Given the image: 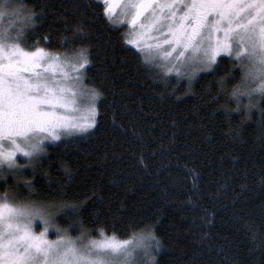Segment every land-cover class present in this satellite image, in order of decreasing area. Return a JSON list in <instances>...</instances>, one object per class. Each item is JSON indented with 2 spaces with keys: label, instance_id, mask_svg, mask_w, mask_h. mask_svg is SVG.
Instances as JSON below:
<instances>
[{
  "label": "trees",
  "instance_id": "trees-1",
  "mask_svg": "<svg viewBox=\"0 0 264 264\" xmlns=\"http://www.w3.org/2000/svg\"><path fill=\"white\" fill-rule=\"evenodd\" d=\"M20 4L32 14L22 45L87 49L98 116L90 132L46 147L26 169L19 160L0 194L49 206L70 237L151 231L162 243L156 264H264V135L256 115L234 110L240 60L219 57L189 88L187 76L145 62L100 0ZM79 202L78 216L56 211Z\"/></svg>",
  "mask_w": 264,
  "mask_h": 264
},
{
  "label": "snow or ice",
  "instance_id": "snow-or-ice-1",
  "mask_svg": "<svg viewBox=\"0 0 264 264\" xmlns=\"http://www.w3.org/2000/svg\"><path fill=\"white\" fill-rule=\"evenodd\" d=\"M104 14L113 24L127 21L126 43L144 53L151 63L157 54L165 60L178 53L166 72L187 74L189 88L195 75L213 68L220 53L235 55L244 69L241 83L259 81L264 91V0H103ZM15 16L32 23V14L23 15L13 0H0V19ZM158 33L153 37L152 33ZM9 28L0 27V167L19 169L17 153L33 164L45 152L44 141L59 140L61 135L85 132L95 126L96 100L100 93L83 84V69L90 63L87 49L61 57L43 48L27 51L16 41ZM155 40L154 43L149 41ZM167 45L168 50H163ZM202 52L183 60L185 52ZM183 69V71H181ZM224 87L221 78V88ZM240 92L234 87L233 95ZM77 94L86 102L83 122L61 110L73 108ZM7 144V147L5 146ZM15 174V173H14ZM3 173H0L2 178ZM82 202L61 203L56 211L70 209L78 216ZM55 212L34 204H13L8 193L0 194V264H128L137 249L152 247L151 231L133 233L128 240L115 236L91 241L77 248L66 230L48 240L55 227ZM36 221L43 230L33 231ZM38 226V225H37ZM155 246L159 247L156 241Z\"/></svg>",
  "mask_w": 264,
  "mask_h": 264
},
{
  "label": "rangeland",
  "instance_id": "rangeland-1",
  "mask_svg": "<svg viewBox=\"0 0 264 264\" xmlns=\"http://www.w3.org/2000/svg\"><path fill=\"white\" fill-rule=\"evenodd\" d=\"M103 2V0H100ZM13 3L16 4V5H19L20 6V10H21V13L24 15L25 14V11L23 10L21 4H20V0H13ZM104 3V2H103ZM25 25V22L22 21V20H19L17 19L15 16H5L3 17L2 19H0V27H7L9 28V30L11 31V33L13 35H16L18 32H21L23 30V26ZM119 26H123L125 29H126V34L129 32V25L127 23V21L123 22V23H120V24H117ZM16 33V34H15ZM152 36L153 37H157L158 36V33H155L153 32L152 33ZM17 43H19L21 45L22 48H25V50L27 51H34L35 48H27L25 47L24 45H22L20 43L19 40L16 41ZM150 43H154L155 40H152V41H149ZM128 44V43H127ZM129 46L135 48L136 50L140 51L139 49H137L136 47L128 44ZM163 50H168V46L165 45L163 46ZM47 51V50H46ZM141 52V51H140ZM51 53V52H50ZM143 55L144 53L141 52ZM57 54V53H55ZM178 53H173V57H175ZM57 55H60V54H57ZM64 55L66 54H63V55H60L61 57H63ZM203 55L202 52H199V53H194L192 52L191 50H188L187 52H185V57H183L182 59L183 60H187L188 57L190 56H194V57H199ZM70 56V55H69ZM221 56H230V57H233L235 59H237L235 57V55H229L227 53H220L218 56H217V60L219 57ZM173 57H170L169 60L172 61V63H175L178 67L180 66V62L179 61H176L173 59ZM169 60H165L163 58V56L157 54L155 59L151 62L153 64H156L160 69H162L160 67V65H168V66H171V64H169ZM217 62V61H216ZM215 65V64H214ZM213 65V66H214ZM87 67V66H86ZM85 67V68H86ZM165 73L167 74H170V75H178L176 73V71H173V72H166L164 69H162ZM210 70V69H209ZM209 70H203V71H200L198 72L195 76L199 75V74H202L204 72H207ZM83 71V84L86 88H89V89H92L90 88L86 82H85V69L82 70ZM181 71H183V69H181ZM184 76H187V74H185ZM77 103L73 106V108L75 109H79V111H73L72 109H69V110H61L64 112L65 115L69 116V117H76L78 119H80L81 122H83V117L81 116V112L84 110V108L86 107V102L79 96V94H77ZM98 99V98H97ZM96 109H97V100H96ZM97 116H98V110H97V115L95 117V120L97 121ZM96 124V123H95ZM93 129L90 128L88 129L87 131L85 132H72L70 135H61L60 139L59 140H56V141H53V140H46L44 141V147H49L50 145H54V144H57V143H60L61 141H65L71 137H73L74 135H85L87 134L88 132H90L91 130ZM5 146L7 147V144H5ZM45 154L42 153V154H39L38 156V159L43 157ZM28 159L27 157H24L21 153H17V158H16V162L18 164V161L21 160L24 162V164L22 165L24 167V169H26L30 164L28 163ZM37 160H35L34 162H36ZM20 165V164H19ZM33 165V164H32ZM21 166V165H20ZM22 167V168H23ZM20 169V168H19ZM19 169L17 170L16 168H8L7 164H4L2 167H0V173H3V176L2 177H7V176H10L11 174H14L16 172L19 171ZM6 170V171H5ZM10 202V201H9ZM11 203V202H10ZM53 223L55 224V227H50L48 229V233H47V239L48 240H56L58 238V233L56 231L57 228L61 229L58 224H56V222L53 220ZM38 225V226H37ZM43 230V224L41 221H36L34 226H33V231L36 232V233H39L40 231ZM64 234V230L61 229V232L59 233V235H63ZM68 237H70L68 234H67ZM106 237H113V236H107L105 234H102V233H99L97 234L96 236L94 237H88V238H84L83 236H76V237H70L72 238L74 241H75V245L77 248H83L85 245H88L90 246V242L95 240V241H100V240H103L104 238ZM117 239V238H116ZM119 240V239H117ZM156 241L153 240L152 241V244L155 245ZM159 251V248H156V247H153L152 248V255H156ZM147 257L144 255L143 253V250L142 249H137L135 252H133V255L129 258V261H128V264H131V262L133 260H137V261H144L146 260Z\"/></svg>",
  "mask_w": 264,
  "mask_h": 264
},
{
  "label": "clouds",
  "instance_id": "clouds-1",
  "mask_svg": "<svg viewBox=\"0 0 264 264\" xmlns=\"http://www.w3.org/2000/svg\"><path fill=\"white\" fill-rule=\"evenodd\" d=\"M258 84L259 81H252L250 79L247 85H245L242 84L240 80V82L237 85H235V86H239L240 92L237 95H233V91L235 87L234 86L230 95L234 97L236 101V109L234 110L242 112L248 118H252L253 115H256L258 117L257 125L261 130V134L264 135V91L257 90ZM244 97L247 98L246 102L242 99ZM9 195L10 194L8 193V196ZM19 204H34L36 207L47 208L50 211L49 206H45L35 202H21ZM155 241H158L159 247H162V243L158 238H155ZM153 247L156 246L152 244V247H150L149 249L147 250L142 249L144 255L147 257L146 260L144 261L133 260L131 264H156V258L154 255H152Z\"/></svg>",
  "mask_w": 264,
  "mask_h": 264
}]
</instances>
